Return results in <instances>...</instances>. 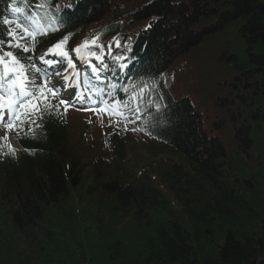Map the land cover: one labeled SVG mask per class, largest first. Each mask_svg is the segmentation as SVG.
<instances>
[{
	"label": "trees",
	"instance_id": "16d2710c",
	"mask_svg": "<svg viewBox=\"0 0 264 264\" xmlns=\"http://www.w3.org/2000/svg\"><path fill=\"white\" fill-rule=\"evenodd\" d=\"M38 2L0 0V19L43 15ZM56 6L67 30L25 56L38 65L65 36L71 52L99 35L109 68L118 55L128 65L99 86H118L114 102L127 97L119 86L151 91L138 122L87 162L61 111L35 135L10 131L18 156L0 140V264H264V0H52L53 17ZM149 100L169 106L159 123ZM126 136L177 160L124 178Z\"/></svg>",
	"mask_w": 264,
	"mask_h": 264
},
{
	"label": "snow or ice",
	"instance_id": "6c2138e0",
	"mask_svg": "<svg viewBox=\"0 0 264 264\" xmlns=\"http://www.w3.org/2000/svg\"><path fill=\"white\" fill-rule=\"evenodd\" d=\"M23 2L31 4V0H23ZM52 0H43L38 2L36 7L43 11V15L37 13L35 16L28 12V15L23 20L17 19H0V124H3L7 130L19 135L23 131L24 126L28 125V133L35 135L36 130L42 129L45 115L55 113L60 115V106L64 105V111H67L69 105L65 104V98L69 95V89H77L76 95L72 97L74 101L84 102L86 99L93 104L103 107L105 112L117 117V126L124 122V128H127V123L131 122V117L140 119L143 114L141 103L147 91H151L147 85L137 90L135 85L132 88L126 86L122 90L127 97L125 100H117L112 104H107L103 100L104 95L112 96L117 89V85L112 84L110 87L112 91H106L104 88L96 87L92 82L100 80L101 75L111 72L115 75L128 67L127 64L120 63L123 56H115L112 58L114 64L109 68L108 63L104 59V46L99 44V35L92 38L91 41L85 40L81 45L72 49L69 52L66 48L68 36L63 40L58 41L52 47H49L45 55L38 57L41 66H38L31 55L25 56V53L35 51V44L39 36H47L50 33L59 32L61 29L67 30L65 18L60 16L59 6H56L57 15L53 17L50 15ZM79 0H77V4ZM46 5L48 7H46ZM67 7L71 8L73 5L69 4ZM14 12H21L23 9L17 7L13 9ZM58 20L59 23H55ZM6 26V27H5ZM114 43L117 48L122 47L119 40L114 38ZM112 43H109V53L111 55ZM18 49L20 54H14L11 50ZM52 55L56 59H48L47 56ZM76 60L86 64L91 71L83 74L81 81V74L75 70ZM99 61V64H93L92 61ZM59 64H66L67 69H73L71 75H63V82L57 81L53 84V75L60 76L61 73H54L53 67ZM37 75L40 83L36 82ZM75 77V79H73ZM63 90L64 97L59 100V103H52V101L60 95ZM93 96L95 99H93ZM162 99V97H161ZM147 108L151 113V109H155L153 119L159 123L160 116L169 114V106L162 105L153 100L147 102ZM87 110V109H86ZM125 111L130 113L125 116ZM167 127V125H165ZM135 131L136 129H132ZM0 140L8 142V135L0 137ZM11 154H15V150L11 148V144L7 145Z\"/></svg>",
	"mask_w": 264,
	"mask_h": 264
},
{
	"label": "rangeland",
	"instance_id": "374dc122",
	"mask_svg": "<svg viewBox=\"0 0 264 264\" xmlns=\"http://www.w3.org/2000/svg\"><path fill=\"white\" fill-rule=\"evenodd\" d=\"M61 77L62 75H53V84L57 81L62 82L63 80ZM38 79L39 76H37L36 79L37 83ZM50 87H52V85ZM76 91L77 89L70 88L67 98L64 97L63 90H61L60 93V95L65 98V104L69 105L66 111V126L68 130L67 143L77 152V155L83 162H87L92 156L101 154L104 151V138L109 132L106 129L110 128L112 124L117 126V117L115 115H110L103 110L102 106L93 104L87 99L84 102L74 101L72 97L76 95ZM60 95L57 96L58 101L61 99ZM93 99H95L94 96ZM103 100L106 101L107 104H111L109 96L104 95ZM135 122L136 118L131 117V122H128L127 125ZM122 124H124L123 121L120 125ZM2 125L3 124H0V126ZM125 150L127 159H125L123 163L117 165L115 170L121 168V176L128 179H136L139 175H142L143 170L147 172L148 177L154 179L158 171L157 168L162 164L161 161L164 158L177 160V156L167 150H162L161 146L151 144L143 139L134 138L132 136H128ZM108 171L113 173L114 167H110ZM88 180H90V177H88Z\"/></svg>",
	"mask_w": 264,
	"mask_h": 264
}]
</instances>
